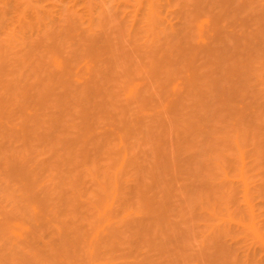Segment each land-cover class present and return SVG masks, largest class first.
<instances>
[{"label":"bare ground","instance_id":"6f19581e","mask_svg":"<svg viewBox=\"0 0 264 264\" xmlns=\"http://www.w3.org/2000/svg\"><path fill=\"white\" fill-rule=\"evenodd\" d=\"M263 67L264 0H0V264H184L199 209L263 263Z\"/></svg>","mask_w":264,"mask_h":264},{"label":"rangeland","instance_id":"374dc122","mask_svg":"<svg viewBox=\"0 0 264 264\" xmlns=\"http://www.w3.org/2000/svg\"><path fill=\"white\" fill-rule=\"evenodd\" d=\"M132 1H133V0H132ZM134 3H135V1H134V2H131V4H133V5H134ZM131 4H129V7H130ZM129 7H128V8H129ZM132 7H133V6L131 5L130 8H132ZM132 9H133V8H132ZM131 11H132V10H131ZM263 69H264V67H263ZM263 69L261 70L262 73H261L260 70H259V73H261V79L264 78V76H263V75H264V70H263ZM257 72H258V71H257ZM255 75L258 76V73H257V74L255 73ZM211 167H213V166L211 165ZM216 170H217V169H215V170H211V171H212V172H214V171L216 172ZM220 171H221L220 169L217 170V174H218V172H220ZM220 175H222V172H220L219 176H220ZM241 194H242V193H241ZM241 196H242V195H241ZM241 201H242V199H241ZM197 208H198V207H197ZM199 208H201V207H199ZM199 208H198V209H199ZM198 209H196V210L198 211ZM206 209H207V207H206ZM196 210H195L194 213H198ZM200 210H201V211H200ZM231 210H233V209H231ZM231 210H230V212H228V214H232V215H234V214L232 213L233 211H231ZM199 211L201 212V213H200L201 215H195V216H196V217H199V218L201 217L200 219H202V218H204V217L210 215V218H206V219H204L205 222H208V223H201V222H203L204 220L201 221L199 218H196V220H195V219H192L191 217L194 215L193 213H190V215H192L191 217L189 216V217L191 218V220H190V218H189L188 215H187V217H188V218H187V221H189V222L192 221V223L189 225V226L192 228L191 230L189 229V228H190L189 226H187V225H185V224L182 225V227H183V226L186 227V228L188 227L187 230H189V232H187V230H185V233L187 232V234H186L185 236H187V235H189V236H187V237L183 236V238L185 237V238L189 239V240H187L188 243H186V245H185V246H187V248L185 247L186 250H185V248H183V247H184L183 244L186 242V241H185V238H184V239L180 240V241H183V242H184V243H183V242L181 243V244L183 245V247L181 246V248H183V249H181V250L178 251V252H180V253H177V251H174V252H173V254H175V252L178 254V258H179V255H181V256H185V257H183V258H182V257H180V258H181V260L183 259V260H184L185 262H187L188 264H191L192 261H193L192 264H199V263L201 264V262H199V261H201V260H199V258H198V261H197V259H196V255H197V253L201 254L199 251L201 250L202 247H198V248H200V249H198L197 247H195V245H196V246H200L201 243L203 244V241H201L203 235H204V236H207V233L210 234L209 232H212V231H213V229L216 227V224L218 223V221L220 220V218H223V215H224V216L227 215V213H226V214H223V213H225L226 211H222L223 213L221 212L220 214H219V212H218L216 215L214 214L213 216H212L211 214H208V213H207V212L210 213V210H209V209H207V210H205V209H204V210L199 209ZM203 211L206 212L207 214H206V215H205V214L203 215V213H202ZM188 213H189V212H188ZM198 214H199V213H198ZM218 214H219V216H218ZM220 215H221V216H220ZM203 216H204V217H203ZM211 216H212V217L216 216V217H214V219H213V218H211ZM218 217H220V218L218 219ZM226 217H228V216H225V218H223V219H226V222H224L225 220L221 219V222L218 223L219 225L217 224V227H218V226H219V227L222 226L223 229H222V230H219L220 233H221L222 235H223V234H226V233H225V232L222 233L221 231H226L227 228L229 227L228 230H227L226 232H228L227 234H229V235H228L229 237H230L231 235H232V236L229 238V237L227 236V234L224 235L225 240H226V239L228 240V238L231 239V240L233 239L232 242H235V244H237V243H236V240H237V239L240 240L241 237H244V240H243V239H241V241H238V240H237V241H238L237 246L241 245V247H240V246L238 247L239 250L237 249V252H238V251H242V249H244V248H242V246L245 247L246 244H248V243H249V245H253V247H256V246L258 247V244L255 245V242H257V239H254V238H255V234L253 235L254 232L251 233L252 230L248 229V232H249L248 235H247L248 232L246 233V235L244 234L246 231H244L243 229H242L241 232H240V228H239L238 231H237V227H238V226L236 227V223L238 224L239 216H238V219L236 218L237 220H236V219H235V220L233 219L234 216H233V218H232V216L229 215V218H230V219H229V218H226ZM193 218H195V217H193ZM197 219H198V220H197ZM210 219H211L212 222H211V221L209 222ZM227 219H228V220H231V221H228V222H227ZM206 220H208V221H206ZM215 220H218L217 223L214 222ZM222 220H223V221H222ZM233 220H234V221H233ZM193 221H194V223H193ZM199 221H200V222H199ZM232 221H233V222H232ZM236 221H237V222H236ZM189 222H187V223L189 224ZM223 222H224L225 225L229 224L230 226H228V225H227V226H224ZM195 223L197 224V226H196ZM209 223L212 224V226H210V229L207 228L208 225H209ZM214 223H215V226H214ZM220 223H222V224H220ZM231 223H233L232 226H231ZM207 224H208V225H207ZM211 224H210V225H211ZM234 224H235V225H234ZM201 225H202V226H201ZM203 225H204V226H203ZM206 226H207V227H206ZM234 226L236 227V229H235ZM194 227H195V228H194ZM196 227H197V228H196ZM212 227H213V229H212ZM217 227H216V228H217ZM219 227L217 228V230L220 229ZM261 227L263 228V230H262V229H261V230L264 232V226H261ZM203 228H204V229H203ZM224 228H226V229L224 230ZM231 228H234V229H235V230H234L235 232L232 231L233 229H231ZM205 229H208V230L205 231ZM229 229H230V230H229ZM193 230H194V232L197 233V234H195V233L193 232ZM199 230H200L201 232H200ZM209 230H210V231H209ZM214 230H215V229H214ZM249 230H250L251 232H250ZM190 231H192V232H190ZM219 231H218V232H219ZM204 232H205V233H204ZM229 232H231L232 234L229 233ZM233 232H234V233H233ZM237 232H238V235H237ZM185 233H184V234H185ZM190 233H191V234H190ZM193 233H194V235H193ZM242 233H243V234H242ZM200 234H201V235H200ZM205 234H206V235H205ZM233 234H236V235H233ZM191 235H192V236H191ZM222 235H221V236H222ZM239 235H240V236H239ZM250 235H251V236H250ZM234 236H236V237L234 238ZM246 236H247V237H246ZM224 237H222V238H224ZM251 237H252V239H251ZM253 237H254V238H253ZM191 238H192V239H191ZM203 239H205V238H203ZM234 239H236V240H234ZM249 239H250V240H249ZM223 240H224V239H223ZM231 240H230V243H229V240H228L229 245H230V244H231V245L233 244V243L231 242ZM196 241H198V242H196ZM243 241H244V242H243ZM245 241H246L247 243H246ZM225 242H226V241H225ZM242 242H243V243H242ZM190 243H192V244L190 245ZM195 243H196V244H195ZM226 243H227V242H226ZM241 243H242L243 245H242ZM194 244H195V245H194ZM235 244H233L232 247H234ZM189 245H190V246H189ZM237 246H235V250H236V247H237ZM190 247H191V248H190ZM240 248H241V249H240ZM194 250H195V251H194ZM197 250H198V251H197ZM183 251H184V253H183ZM181 252H182V253H181ZM192 252H193V253H192ZM195 252H197V253H195ZM201 252H202V250H201ZM188 253L190 254V256H189ZM194 253H195V254H194ZM193 254H194V255H193ZM240 254H241V253H240ZM186 256H187V257H186ZM194 256H195V257H194ZM198 256H199V255H198ZM198 256H197V257H198ZM200 256H201V255H200ZM200 256H199V257H200ZM233 256H234V257L230 256V257H229V260H228V258H227L229 264H230V263L233 264L232 261L230 260V258L232 257L231 259L234 261V259H235L236 257H235V255H233ZM188 257L191 258V259H189ZM185 258H186V259H185ZM187 258H188V259H187ZM192 258H193L194 260H192ZM200 258H201V257H200ZM195 259H196V260H195ZM179 260H180V259H179ZM183 260H182V261H183ZM190 260H191V261H190ZM230 261H231V262H230ZM256 261H259V263L256 262ZM256 261H255V263H252V262H251V263H252V264H264V261H263V263H261V261H260V260H257V259H256ZM178 262H180V261H178ZM185 262H184V264H186ZM228 262H227L226 264H228ZM181 264H182V262H181Z\"/></svg>","mask_w":264,"mask_h":264}]
</instances>
